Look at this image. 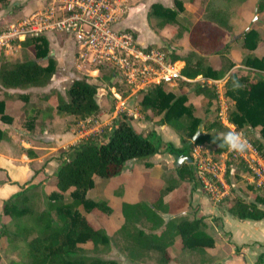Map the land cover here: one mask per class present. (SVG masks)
Returning a JSON list of instances; mask_svg holds the SVG:
<instances>
[{"label":"rangeland","instance_id":"rangeland-1","mask_svg":"<svg viewBox=\"0 0 264 264\" xmlns=\"http://www.w3.org/2000/svg\"><path fill=\"white\" fill-rule=\"evenodd\" d=\"M177 1L187 2L186 9L179 13L177 23L160 28L158 20L152 15V5L158 3L164 7L177 10L175 3ZM48 3L49 0H0V33L15 20L28 16ZM120 7L122 13L118 22L119 28L132 32L140 43V47L144 48L146 52L155 50L162 54L165 64L171 63L172 54L185 55L189 52H197L207 56L210 63L212 61L214 66L219 68L223 65V60L225 64V59H221L220 55L207 48L194 45L192 38H201L196 36L194 31H196V28L204 26L205 23L224 31L218 49H223L226 44L231 46L229 51L224 54V57L230 60L234 66L222 80L214 81L197 78L191 80L189 86L180 89V81L182 80L180 79L173 86L165 84L164 86L167 87L168 91H172L177 95L180 92L188 95V105L192 107L194 115L202 120L198 127L201 135L206 133L221 134L231 130L240 132L261 156L255 146V144L260 143L264 149V140L260 136V128L254 130L248 127L238 129L235 125L228 122V114L234 108V103L226 96V89L227 81L233 73L247 75L252 81L264 80V73L244 65V61L249 55L264 57V0H120ZM212 9L222 12V16L225 17L224 20L227 23L226 27L220 26L218 21L213 18L210 12ZM249 30H254L257 33V47L254 51H249L243 47V35ZM236 36H238L237 39H235ZM48 37L51 44V54L57 60V71L45 89L30 88L24 90L28 99V101L23 100V102H26L24 109L16 112L12 111L18 123L23 126L26 120L25 115L30 108L33 106L39 107L43 102L46 104L45 107L40 108L38 117L34 121L35 129L30 130L29 133V136L36 141L35 144L49 148L48 151L51 152L38 169L39 174L45 172L44 168L53 172L58 165V157L62 151L77 145L89 137L100 136L102 131L112 126L114 119L121 114H126L127 120L143 136L148 137L154 132L165 142H171L177 147H182L184 143H188L191 147L193 159L187 162L184 159L180 166L184 164L192 165L196 174L193 179L180 180L176 171L177 158L169 156V154H157L154 157L129 161L130 165L125 171L123 170L125 180L121 179L123 172L119 176L110 179L95 177V187L87 192V198L96 202H105L110 211L94 209L88 212L83 207H80L79 211L95 228H103L107 232L110 244L108 246L100 245L96 248L90 242L81 244L79 245V254L99 258L107 262V264H161L158 260V253L150 252L140 257L137 252L132 250V243L120 231L123 225L120 205L125 198L137 200L141 191L144 188L145 190L148 188L146 186L159 182L167 185L169 182L176 181L181 197H185L190 188L198 189L199 194L206 197L211 204L223 209L225 197L222 200H214L203 188L199 178L202 170L201 166L203 165H205L207 170L221 175L224 173L223 179L229 188L227 197L233 198L238 195L247 201H255L257 197L264 199V186L258 184V177L252 169L251 163L253 161L250 160V150L247 149L243 154H238L228 149L220 153L217 145L208 142L196 145L194 144L196 140L193 142L192 138L187 136L183 143L176 130L167 123L162 122L163 114L155 115L151 109L143 107L144 91L136 90L134 92L129 86L130 83L123 80L112 81L113 86L104 83L98 88L96 98L101 106V112L97 117L74 123L73 117L62 119L52 116L51 120H46L47 122H45L43 118L44 122H42V117L46 115L48 106L52 110L55 108L57 102L56 93L65 96V92L72 81L70 74H73L75 78L83 76L94 78V74H88L85 69H77V65L72 58L74 46L67 35L53 33L49 34ZM13 41L14 43H11L10 48L0 46V63L6 59L10 62H15L35 58L33 48H18L20 40ZM42 63L45 64V61H42ZM172 64H174L175 68L181 70L184 67V62L182 61ZM147 66L153 71L160 70V65L153 61H148ZM103 70L101 75L103 72L108 71L107 68H103ZM153 71L150 73H153ZM117 84L122 89L118 91L120 98L115 97L112 93L114 88L118 90ZM200 85L209 88L210 92L207 95L198 94L195 90ZM147 86L151 88L155 85L149 84ZM6 94V91L0 85V100L4 99ZM212 94L216 96H212ZM45 118L47 119V117ZM42 139L50 142L45 145L40 144ZM19 140L18 137L15 143H18ZM13 149L15 150V146ZM4 150L8 151L7 147ZM55 160H57L56 163H52ZM50 162L52 163L51 166L48 164ZM222 166L223 171H220L219 168H222ZM45 181H48V184H38L29 193V204L37 211L44 209L46 198L57 191L53 175H46ZM115 181L117 182L114 183ZM119 190L124 191L127 195L120 196L118 194ZM64 196L66 200H71L70 192H67ZM259 205H262L263 207L261 208L264 209V204ZM1 212L2 210L0 209V264H14V262H18L23 257L16 247V243H11L2 235L5 226L14 230V225L9 217L2 215ZM200 218L204 219L201 216ZM212 220L214 224L219 225L218 217H214ZM170 221L167 217L165 223ZM150 226L149 223L144 222L140 228L147 233H151ZM205 226V231L214 238L215 244L216 239H218V246L214 247L215 249L208 248L201 251L179 250L172 247L170 254L174 256L173 258L178 261V264H218V261L223 259L225 250L220 245L219 236L216 238L215 235L217 232L221 233L220 228L217 227L218 231H216L213 226L206 223ZM165 228L164 225L154 231V233L159 235ZM236 253L239 255V250H236ZM224 258L227 259L228 257L225 256Z\"/></svg>","mask_w":264,"mask_h":264},{"label":"trees","instance_id":"trees-1","mask_svg":"<svg viewBox=\"0 0 264 264\" xmlns=\"http://www.w3.org/2000/svg\"><path fill=\"white\" fill-rule=\"evenodd\" d=\"M177 10L164 7L161 4L152 5V15L158 20V26L165 28L177 23L180 12L186 9V3L175 2ZM210 10L213 18L220 26L226 27V22L220 10ZM200 39L192 38L194 45L207 48L220 55L223 65L214 68L207 56L197 52L185 55H171V63L184 62L181 70L183 77L195 80L198 77L222 80L232 69L234 64L224 57L230 45L220 47L223 30L210 24H204L194 31ZM245 49L254 51L257 47V33L249 30L244 33ZM206 41V43H205ZM209 43V44H208ZM23 48H33L34 59L10 62L8 59L0 63V85L7 90H26L30 88H45L49 85L57 71V60L51 55L49 37L44 34L33 35L20 42ZM45 61V64L42 63ZM244 65L250 69L264 73V57L249 55ZM115 74L108 70L98 78L79 77L71 81L65 96L56 93L57 102L54 110L61 118L73 117L74 123H80L92 117H97L101 107L97 101L98 88L104 83L111 84ZM190 82L181 80L180 89L189 86ZM118 90L121 87L117 84ZM198 94L207 95L209 88L198 86ZM212 96H216L212 94ZM226 96L234 103V108L229 111L228 122L238 129L260 128V136L264 140V80L252 81L247 75L231 74L227 81ZM28 101L25 95L21 96ZM188 95L176 94L168 91L164 84L155 85L144 91L142 105L151 109L155 115H164L162 122L167 123L179 135L184 143L185 137L192 138L202 120L197 118L192 107L188 105ZM37 110L32 107L31 113ZM53 111L51 108L49 109ZM1 120L11 123L12 118L5 112V101L0 100ZM35 117H27V127L33 130ZM214 127V125L212 124ZM3 132L0 130V139ZM220 134L206 133L196 139V145L210 143L219 145ZM257 150L264 158V149L260 143L255 144ZM219 147V146H218ZM227 147L220 148L218 152L227 151ZM157 154H169L184 157L186 162L192 160L191 147L184 143L177 147L171 142H165L160 136L152 132L148 137L137 132L127 120L126 114L114 119L112 126L105 128L98 137H89L77 145L61 152L58 157L59 164L54 171L57 191L46 198L45 207L35 210L29 204L31 187L12 196L0 203L2 215L8 216L14 225V230L5 226L2 235L16 247L22 259L14 264H107L99 258L87 257L79 254V245L92 243L96 248L100 245L108 246L110 238L103 228H95L79 211L83 207L86 211L100 209L110 211L105 202H96L87 198V192L95 187V177L110 179L119 176L129 161L154 157ZM180 180L193 179L196 174L193 166L184 164L176 169ZM177 182L172 181L166 185L165 192L151 203L139 201L135 204L124 202L122 214L124 224L120 231L130 242L132 250L142 257L150 252L158 253L161 264H170L173 259L168 248L174 244L175 238H180L182 250L201 251L215 247L214 238L205 231L203 218L189 220L181 219L178 222L165 223L159 212L166 213L163 196L173 191ZM70 192L71 200H66L65 194ZM224 210L232 217L239 220H264V210L259 204H264V199L257 197L255 201H247L241 196L224 198ZM149 223L151 233L140 228L142 223ZM160 234L154 231L162 228ZM238 251V250H237ZM255 264H264V254H260Z\"/></svg>","mask_w":264,"mask_h":264},{"label":"built area","instance_id":"built-area-1","mask_svg":"<svg viewBox=\"0 0 264 264\" xmlns=\"http://www.w3.org/2000/svg\"><path fill=\"white\" fill-rule=\"evenodd\" d=\"M121 13L120 0H49L43 8L7 26L0 33V46L10 48L13 40H20L17 47L21 48L20 42L33 35L64 34L73 43L77 68L94 74V78L107 68L115 74L113 81L130 83L134 92L146 91L149 84L173 86L180 79L191 81L174 64H165L162 54L155 50L146 52L132 32L119 28ZM148 61L158 63L160 70L150 69ZM116 91L112 90L113 95L120 98ZM248 144L252 169L258 184L264 186V159ZM201 169L199 178L205 192L214 200L227 197L229 188L224 173L207 170L205 165ZM219 169L223 171V166Z\"/></svg>","mask_w":264,"mask_h":264},{"label":"crops","instance_id":"crops-1","mask_svg":"<svg viewBox=\"0 0 264 264\" xmlns=\"http://www.w3.org/2000/svg\"><path fill=\"white\" fill-rule=\"evenodd\" d=\"M72 58L74 59L73 53ZM74 63L76 64L75 59ZM211 64L214 68H218L214 66L212 61ZM72 75L73 74H70L71 79ZM97 76L99 77L101 74H98ZM199 79L206 80L202 77H199ZM1 88L7 93L2 100L5 101V112L12 118V122L6 123L1 120L0 116V130L3 132V137L0 139V203L10 199L12 196L18 193L23 192L24 190L37 186L38 184H48V181H45L46 175L52 176L58 167L57 165L53 172H50L49 169L44 168V173H38V169L41 167V164L51 152L48 151L49 148L35 144L36 141L34 138L29 136L30 130L26 124L27 117L32 115L35 118L38 117L40 108L45 107L46 104L43 102L41 106L39 105L37 110H35L33 113H31L32 108H30L28 113L25 115V123L23 126H21L12 111L16 112L17 110L24 109L26 102H23L21 97L25 95L24 90H7L3 87ZM116 92L120 95L118 91ZM50 108L51 107L48 106L46 115L43 116L41 115L42 113H40V115L43 116L42 122H44L43 118L45 122H47L46 120H51L52 116L59 117L56 114V111H51L49 110ZM45 117H47V119ZM18 137L20 140L18 143H15L18 140ZM47 142L50 141L42 139L40 144L45 145ZM12 146H15V150ZM6 147L8 151L4 150ZM56 161L57 160L53 161L52 163H56ZM57 162L59 164V160ZM52 163L50 162L48 164L51 166ZM128 165H130V163H127L124 171L127 169ZM124 171L122 174L123 177L121 179H124ZM53 181L56 187L54 176ZM116 182L117 181L114 183ZM146 187L148 188H146V190L144 188V190L141 191L137 200H131L128 198L124 199L120 205L122 217V205L124 202L131 204H135L139 201L151 203L157 199L161 191L165 192L166 185H163L161 182H159ZM179 193L180 189L176 187L173 191L168 192L163 196L164 206L166 209H168V212H159L160 216L164 219V221H167L168 217V219L171 220L170 222L175 223L181 219H199L201 216L204 217L205 223L207 225L213 226L216 231H218L217 227L220 228L221 233L217 232L215 235L216 238L219 236L218 238L220 239V245L221 247H224L223 249L225 250L224 255L228 258L225 259L224 256L222 260L218 261V264H255L257 257L260 254H264V220L253 221L236 219L229 215L224 209H220L216 205L211 204L206 197L199 194L198 189L194 190L190 188V191L185 197H181ZM118 194L120 196L127 195L122 190H119ZM259 207L261 208L263 206L259 205ZM191 211H193V213H191ZM214 217L219 218V225L213 223L212 219ZM217 246L218 239H216L215 248ZM172 247L182 250L179 237H176L174 244L169 247L170 249L168 248L169 255L173 259L170 264H178V261L173 258L174 256L172 254H170ZM236 250H239V255H237Z\"/></svg>","mask_w":264,"mask_h":264},{"label":"clouds","instance_id":"clouds-1","mask_svg":"<svg viewBox=\"0 0 264 264\" xmlns=\"http://www.w3.org/2000/svg\"><path fill=\"white\" fill-rule=\"evenodd\" d=\"M219 147H227L229 151L236 152L238 154H243L250 146L246 138L237 131L231 130L227 133L220 134Z\"/></svg>","mask_w":264,"mask_h":264},{"label":"water","instance_id":"water-1","mask_svg":"<svg viewBox=\"0 0 264 264\" xmlns=\"http://www.w3.org/2000/svg\"><path fill=\"white\" fill-rule=\"evenodd\" d=\"M238 36L235 37V39H237ZM53 56V54H51ZM78 79V77H76ZM75 79V77L72 75V80ZM201 135V132L200 130H198L196 132V134L192 137V141L194 142L199 136ZM184 160V157H177V160H176V167H179L181 162ZM188 161H192L190 159H188Z\"/></svg>","mask_w":264,"mask_h":264}]
</instances>
